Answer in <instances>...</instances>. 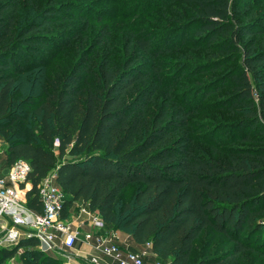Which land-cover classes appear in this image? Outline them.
Instances as JSON below:
<instances>
[{"label": "trees", "instance_id": "obj_1", "mask_svg": "<svg viewBox=\"0 0 264 264\" xmlns=\"http://www.w3.org/2000/svg\"><path fill=\"white\" fill-rule=\"evenodd\" d=\"M34 1L0 0V137L8 165L31 166L27 206L43 212L56 173L64 218L87 203L171 264H191L202 237L216 247L196 264H264V0L117 2L105 20L80 0ZM93 20L106 24L89 35ZM40 74L16 102L18 79ZM39 247L0 248V264H63Z\"/></svg>", "mask_w": 264, "mask_h": 264}, {"label": "built area", "instance_id": "obj_2", "mask_svg": "<svg viewBox=\"0 0 264 264\" xmlns=\"http://www.w3.org/2000/svg\"><path fill=\"white\" fill-rule=\"evenodd\" d=\"M30 173L31 166L25 160H18L6 169L0 166V248H12L22 239L35 238L43 252L61 254L68 260L65 264H72L75 258H82L77 246L84 243L93 250L86 258L87 264H146V253L130 250L120 232L109 228L89 204L75 202L69 217H63L68 196L59 187L56 173L48 175L39 185L43 212L30 209L21 198L22 185L30 184ZM86 226L91 229L84 232ZM146 247L152 250L151 244Z\"/></svg>", "mask_w": 264, "mask_h": 264}, {"label": "rangeland", "instance_id": "obj_3", "mask_svg": "<svg viewBox=\"0 0 264 264\" xmlns=\"http://www.w3.org/2000/svg\"><path fill=\"white\" fill-rule=\"evenodd\" d=\"M47 1L48 0H35L34 2H35V4H37L38 6L41 7ZM59 1H61V0H59ZM141 1L142 0H80V2L83 3V5H85V6L89 5L93 8H95L94 10L98 11L99 14H103L104 19H102V20H105V18H109L108 16L106 17V15L108 14L107 11L111 10V9L112 10L116 9L117 2H122L123 5L133 7V6H135V4H137ZM110 2H112V4ZM130 4H134V5L131 6ZM25 12H30V14L33 13L32 6L27 4L25 6ZM93 16L94 15H92L90 18H93ZM139 22L142 24L146 23L145 19L143 17H140ZM118 23H119V20L113 21V22H111V26H112V30H113V39H114L113 41H114V44H116L117 51L119 52V50L122 49V47H123L124 28H123V26L119 25ZM105 24H106L105 21L93 20L91 23L90 30H89V35H92V33L97 34L105 26ZM64 26H69V25H64ZM59 27L62 28L63 25H61ZM74 47L75 46H73L70 49H66V51H63V53L59 54L58 57L54 61H51L49 64L47 73L48 74H49V72L50 73H57L58 71L65 69L66 66L70 67L73 64V60H74V57L72 55V53L75 50ZM40 77H41V74L33 76V77L32 76L31 77L22 76L18 79L17 88L15 90L16 102H20V101L24 100L26 98L27 94H29V92L32 89H35V87L38 86V83L40 81ZM7 148H8V144L6 143V141L4 139H2L0 137V166L1 167L7 165V161H6ZM26 188L29 189L30 184H28ZM136 190H137V186H134L132 189H130L129 191L124 193V195H123L124 200H127V201L131 200ZM26 191H27L26 189L22 190V195H21L22 196L21 198L24 202H26V198H25ZM79 204L80 203H77L76 205L78 206ZM208 243H209V238H207V237H202L201 239H199L196 242V248L194 250V253H193V256L191 259V264H196L199 261L201 255L203 253H206L210 256L214 254V249H215L216 245L209 247ZM134 252L146 253V257H145L146 263L147 264H156L155 263L156 260L153 258L152 254L150 253L149 249H147L146 246H143L142 248H140V251H134ZM48 254L54 256L55 258H58L60 260V262H62L63 264L68 261L67 258H65L61 254H57V253H48ZM166 263L171 264L170 261H167ZM5 264H21V261L18 258H15L13 260L7 261Z\"/></svg>", "mask_w": 264, "mask_h": 264}, {"label": "crops", "instance_id": "obj_4", "mask_svg": "<svg viewBox=\"0 0 264 264\" xmlns=\"http://www.w3.org/2000/svg\"><path fill=\"white\" fill-rule=\"evenodd\" d=\"M8 166H10V165L7 164L6 166H2V168L6 169V168H8ZM109 228H111V227H109ZM90 229H91L90 227L86 226V227H84L83 231L86 232V231H89ZM118 231L120 232V234L122 236V240H123L124 244H126L130 250L140 251V248H142L143 246L136 244L134 239L132 238L131 234H128V233L123 232L121 230H118ZM77 247H78V250H80L82 252L83 256H82V258H75L73 260L72 264H87L86 258H88L89 255L92 253V251H93L92 247L87 245V244H84V243H79V245ZM150 253L152 254L153 258L156 260V262L163 261L156 254H154L152 252V250H150Z\"/></svg>", "mask_w": 264, "mask_h": 264}]
</instances>
